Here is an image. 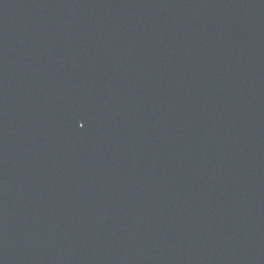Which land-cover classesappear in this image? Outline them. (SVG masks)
<instances>
[{
  "label": "water",
  "instance_id": "1",
  "mask_svg": "<svg viewBox=\"0 0 264 264\" xmlns=\"http://www.w3.org/2000/svg\"><path fill=\"white\" fill-rule=\"evenodd\" d=\"M0 264H264V0H0Z\"/></svg>",
  "mask_w": 264,
  "mask_h": 264
}]
</instances>
